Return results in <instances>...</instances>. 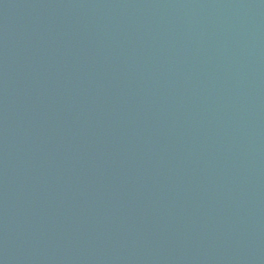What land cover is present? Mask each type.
<instances>
[{"label":"water","instance_id":"1","mask_svg":"<svg viewBox=\"0 0 264 264\" xmlns=\"http://www.w3.org/2000/svg\"><path fill=\"white\" fill-rule=\"evenodd\" d=\"M0 264H264V0H0Z\"/></svg>","mask_w":264,"mask_h":264}]
</instances>
